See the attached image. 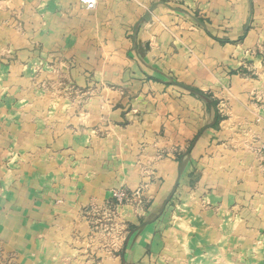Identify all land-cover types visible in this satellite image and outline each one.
Segmentation results:
<instances>
[{"label": "crops", "instance_id": "obj_1", "mask_svg": "<svg viewBox=\"0 0 264 264\" xmlns=\"http://www.w3.org/2000/svg\"><path fill=\"white\" fill-rule=\"evenodd\" d=\"M7 1L0 0V5ZM177 1L189 10L198 11L208 28L195 29L189 43L176 44L179 50L182 47L192 50L193 58L180 54L168 61L154 60L150 56L155 49L151 39L159 33L170 41V33L161 28V31L155 28L148 32L146 25L138 30L149 12L164 18L165 23L173 16L159 4L161 0H98L93 9H87L80 0H11L16 8L23 2L34 3L38 9L48 4L49 10L44 14L38 11L28 17L48 18L47 26L42 27V21L30 28L25 27L28 24L25 13L16 15L23 20L24 27L13 28L11 24L8 26L11 10H0V49L5 52L2 54L8 57V62L10 55L15 58L10 62L11 66L6 67V72L3 70L0 92L5 91L2 89L3 85L5 88V79L13 78L12 73H8L10 67L30 66L35 62L46 65L49 62L65 68L61 72L65 81L80 88L96 84L98 88L103 87L102 93L107 99L113 97L114 103L121 100L119 105H113V111H110V105L107 110H102V106H97L98 110H84L81 118L73 117L68 125L56 110L58 117L53 118L56 122L44 133L46 142L42 145L37 141L43 126L37 124L36 129L35 121L29 130L28 140L32 142L27 149L24 146L25 134L17 133L15 139L9 135L11 113L0 110V248L5 250V255L16 252L18 261L33 259L29 264H59L61 254L50 248H58L74 234L85 232L83 218L78 216L80 208L92 201H103L110 195L111 186L126 185L131 189V186L144 181L155 204L159 198L169 194L166 187L170 188L176 179L177 195L180 192L179 198L184 200L191 172L202 168L206 153L221 147L226 156L225 160H220L229 161L232 157L233 149L221 144L215 146V142L221 139L228 142L229 138H234L232 128L236 121L232 115L207 124L203 120L198 126L183 124L178 134L183 141L175 154L173 144H169L172 135L169 137L168 127L164 131L165 137L155 133L160 132L158 125L166 121L165 117H154L148 122L146 119L152 115L144 110L151 113L163 110V115L168 114L167 118L183 116V110H210L206 93H224L225 97H221L225 100L222 103L225 110L229 113L245 110L248 117L246 128L250 132L254 128L261 129L258 134H253L256 139L250 142V146L259 149L264 143V125L260 127L259 123L250 120L257 112L264 117V0ZM216 35H226L225 40L239 35L242 41L231 44L219 38L220 43ZM138 38L142 41L141 51L147 52L146 64L151 68L139 65L136 63L138 56L131 55L139 48L136 46ZM164 44L162 50H173L170 42ZM3 63L0 66L4 67ZM244 67L248 72L241 74L239 71ZM44 75L41 79L46 77ZM167 75L176 81L166 79ZM17 78L20 79L19 74ZM129 86L132 87L131 100L121 98L124 88ZM150 100H159L161 105L155 108ZM213 110L216 113L217 109ZM220 110H223L222 106ZM60 111L67 115L70 110ZM13 113L23 121L18 129L26 126L27 113L21 110ZM50 113L54 115L55 112ZM124 120L127 121L125 128L120 124ZM101 135L106 139L100 138ZM115 139H122L123 144L126 141L130 145L129 155L127 152L114 153L117 148L113 143ZM41 146H49L45 149L50 151L46 157L36 154ZM159 149H165L167 156L159 158L156 172L152 171L156 173L157 183L149 184L152 174L137 164H152L153 167L151 153ZM24 150L29 152L23 153ZM138 150L141 155L136 153ZM25 154H28L27 158ZM248 157V167L240 174L233 173L234 165L229 161L232 166L224 176L229 181L228 188L224 190L216 186V193L225 194L227 203L223 205L226 206L225 214L218 216L214 212L209 215L211 234L208 248L196 249L201 246L195 244L196 248L185 258L199 260V264H264V152L258 155L249 151ZM243 163L244 168L247 164ZM200 177L202 184L214 186L211 176L206 178L203 173ZM178 179L181 180L179 183ZM223 206L220 204V209ZM160 219L145 217L142 228L146 229L133 241L130 239L133 234L130 235L129 249L121 255L107 254L102 261L105 264H127L135 260L147 264L149 255L153 253L152 246L159 242L156 228ZM235 221L238 223L236 230ZM129 222L137 225L139 218L134 215ZM171 238L170 233L169 241ZM165 245L173 248L174 244L169 242Z\"/></svg>", "mask_w": 264, "mask_h": 264}, {"label": "rangeland", "instance_id": "obj_2", "mask_svg": "<svg viewBox=\"0 0 264 264\" xmlns=\"http://www.w3.org/2000/svg\"><path fill=\"white\" fill-rule=\"evenodd\" d=\"M10 1L11 0H8V3L6 2L3 6L0 5V10H11V22L9 21L8 26L13 25L14 28L20 25L21 27H24V25L22 24L23 20L19 19L16 16L18 15V13L26 14L25 20H27L28 24H25V27L30 28L36 22L38 24H41L42 21V27L47 26V23L49 22L48 18L40 20L28 17L29 15L37 14L38 11H41L42 14H44L45 11L49 10L48 4L43 5L38 9L37 5L34 3L27 4L23 2L20 4L21 6L19 8H16L12 6L13 4H11ZM159 4H161L163 8L165 7L166 9H168L173 16L167 18L165 23L164 18H161L160 16L149 12L147 16L148 18L145 21L146 23L144 22L143 25H139L138 30L140 28L143 29L145 25L148 26V32L155 28H158V31L163 30L164 32L170 33L172 40L169 41V39L167 38L164 39L162 35L157 33V35L151 39V43L153 44V46H155V49L150 56L154 57V60L158 61H168L169 59L174 60L180 54H183L184 56L189 55V58H193L194 56L191 57V55L193 54L192 50H189L188 47H182L179 50L177 49L176 44L189 43V41L192 40L191 35L193 32H195V29L199 30L198 28L201 27L206 30L208 26L204 22V18L199 15L198 11L194 12L192 11V9L189 10L188 7H183V3L178 2L177 0H161V3ZM246 30L247 29H245V32ZM238 36L236 38L232 37L231 40H225L223 38H226V35H216L218 39L222 38V40H225L226 42L231 44L241 43L242 38L241 36ZM219 41L220 43L222 42L221 39H219ZM167 42H170L173 50H162V47L165 46L164 43ZM141 44L142 41L138 38L136 46H139V48L135 52L133 51V54L131 55L138 56V62L136 63H139V65L143 66L144 68H151L152 66L146 64L145 56L147 52L145 53L144 50L141 51ZM2 53L5 52H2V50L0 49V65L5 62L3 63L4 67L0 66V83L2 82V76L4 73L3 70L5 69L6 72V67L11 66L10 62L13 60L15 61L13 55H10V62H8V57L6 55H3ZM249 53L250 52L246 54ZM45 61L46 60L44 59L43 62ZM246 63L250 62L247 61ZM247 67H244L245 69H243L245 72L243 70H240L239 72L241 74L247 73ZM9 70L10 71L8 73L11 72V77L13 78L10 80L5 79V88L3 87L4 85L2 86V89L5 91L0 93H5V95H0V110H6L7 113H11V115L9 116V123L11 125V129L8 131L9 135H12V138L15 139L18 137L17 133H20L23 136L25 134L24 142L26 143V145L24 146L26 147V149L27 147H29V143L32 142L28 140V135L29 130H32L35 121L36 129H38L37 124H39L40 126L41 123L43 126L41 136L39 137V139H37V141L42 145L46 142L45 140L47 139H45L44 133L47 130L52 129L53 124L56 122L53 121V118L58 117L56 110H58L60 119L65 122V125H68L73 117L77 118L78 116L81 118V112H83L84 110L85 112H87V110H98L97 106H102L100 107L102 110H107L108 106L110 105V111H113V105H119L121 102L120 100L114 103V98H110L107 94L109 97L108 101L107 97H105L104 93H102L103 87L98 88L96 84H91L89 86L80 88L79 86H76L75 84H72L67 80L65 81L66 78L61 76V72H63L62 70H65V68L59 67L57 65L54 66L49 62H47L46 65L35 62L30 66H15L10 67ZM59 72L61 77L59 76ZM41 73H43L42 75L46 74V77L44 79H41ZM18 74L20 75V79L17 78ZM56 74L58 75V77L55 78ZM168 78H170L169 80L171 81H176V78H172L171 76L169 77L167 75L166 79ZM179 83L181 82L179 81ZM131 88V86H129V88L127 89L124 88L123 93L121 94V98H129L131 100ZM0 91L2 90L0 89ZM221 96L225 97L224 93L218 92L216 93V95H214L213 93H206L205 97L207 98V100H210V103L208 102L210 110H204V108L203 110H183V116H173L172 118H167L168 114L163 115V110H154L153 113H151L152 111L144 110L146 112H150V115H152L151 117H148L146 121L148 120L149 122L153 120L154 117H156L157 119L158 116L165 117L166 121L164 120L163 123H159L158 125L160 127V132L155 133L160 136H164V131L168 127L167 131L169 132V137L172 135L169 144H173L175 148L174 153L176 154L181 148L180 145L183 141V138L180 139L178 137L179 130L183 126V124L188 127V125L198 126L203 120L206 124L215 122L217 118L215 115V110L213 109H217L218 111V114L220 116L218 121L226 116L232 115V119L236 121V124H234L232 128L234 138H229L228 142L225 139H221L220 141L215 142V146L221 144L225 148L228 147L233 149V152L230 150V152H232V157H230L228 160L231 161V163H233L234 165L233 173L240 174V172H243L248 167L249 157L247 158V154L249 153V151H251V153L255 152V154L258 155L264 152V143L260 145L259 149H253L252 146H250V142L256 139L255 137H253V134H258L261 129L254 128L250 132L248 127L246 128L245 125L246 119H248L245 110H234L232 113H229V110H225L222 105L225 100ZM202 97H204V95ZM206 98L204 99L206 100ZM203 100L201 101L204 102ZM150 102L151 105L152 103L154 104L153 106L155 108H157L158 104L159 106L161 105V101L159 100L155 102H153V100H150ZM98 103H102V105ZM221 106L223 109L222 111L220 110ZM15 110H21L27 113L26 126L24 125L21 129L18 128L20 124L23 123V121L18 118L17 114L15 115L13 113ZM60 110H63V112L64 110L70 111L67 115H62L63 113H61ZM51 111L55 112L54 115H51ZM121 111L127 112L130 110ZM76 118H74V120H76ZM250 120H254V123H259L260 127L264 125V117L262 113L257 112V115H253ZM29 121H31V124H28ZM59 123H61V121H59ZM111 123L113 125L115 124L114 122ZM126 123L127 121L125 120L124 122L120 121V124L123 128L126 127ZM167 123L168 125H166ZM59 134L60 132H58L57 136H59ZM104 135L107 134L105 133ZM100 138L106 139V137L103 135H101ZM121 140L122 139L114 140L113 143L117 145L114 153L117 155V153L119 154L127 152V154L129 155L128 150L131 149L130 145L126 141L125 144H123ZM105 141L106 140H104L103 142ZM48 147L49 146L38 147L40 148V150L36 151V154L40 155L41 157H46V155L50 152L45 150ZM164 148L166 149L167 147ZM165 149H159L157 151L154 150L153 153H151L153 154L151 155V157H153V167H151L152 164H137L138 166H141L140 169H147L148 171H150V174H152L149 184L157 183V177L155 175L156 173H153L152 171L156 172L155 168L158 159L167 156V152L165 151ZM220 149H214L213 152L206 153V156H204L205 163L201 165L202 168H197L196 170H193L191 172L190 186H185L186 191L184 192V200L179 198L180 192L177 195L178 184L176 182V179H174L170 188L166 187L169 194L164 196L163 198H159L155 202V204L153 202L154 199L151 192L149 191V189H147V184L144 181H141L139 182V184L131 186V189L126 185L111 186L109 190L110 195L103 201H92L91 203L81 207L78 216L83 218L85 232H81V234H74L72 238L69 237L68 240L64 241L66 244H62L58 248H50V250L52 251L56 249L55 252L61 254L59 264H105L102 261L105 255H121V252L125 253L128 248L127 243L130 235L133 234V236H131L132 238H130L133 241L139 234L144 232L146 228H142V226L145 217H147V219L155 220H158L161 217L156 228L158 233L157 240L159 242L155 243L152 246L153 253L149 255L150 258L148 259L147 264H199V260L185 258V256L190 251H193L196 248L195 244L198 245V247L199 245L201 246V248L196 249L205 250L208 248L210 242L209 237L211 234V232L209 233V215L214 212L217 213L218 216L220 213L225 214L226 206L224 207L223 205H225L224 203H227V200L225 194L219 195L216 193V186L225 188L224 190L228 188L229 181L225 180L224 176L229 169V166H232V164H230L229 161H222L225 160L224 156L226 155L224 153L225 151L222 152L223 148L220 147ZM28 152V150H24L23 153ZM136 153L140 155L142 154V152L139 153V150ZM136 153H134V155ZM216 153L217 155L215 157ZM30 155H33V153H31ZM213 155L214 157H212ZM25 156L27 158L28 154H25ZM240 161H242V163H240ZM243 162H246L245 164H247V166L245 165L244 168L242 166L244 165ZM235 168L237 169V171L235 170ZM203 173L206 178L209 176L213 178L214 182H211L214 183L212 184L214 185L213 187H209L206 183L202 184V182L200 181V176ZM197 180L198 182H196ZM179 181L181 180L178 179V183ZM201 189H203L202 192H200ZM122 192L126 193V195H120V193ZM220 204H222L223 209H220ZM153 205L157 207H155L154 210H151L154 207ZM218 208L220 210L215 211L216 209L218 210ZM134 215L139 218V223L137 225L131 224L129 222L130 218H132ZM232 215L235 216V214ZM230 217H228V219L231 220ZM237 219V221H240V218ZM237 221H235L234 223L235 230L236 228H238ZM167 225L170 227L169 231V227L167 228ZM240 232L241 231H239V233ZM170 233L172 237L171 241H169ZM166 242H171L172 244H174L173 248H171V245H165L168 244ZM218 244L221 243L218 242ZM58 250H60V252ZM15 255L16 252H9L5 255V250L0 248V264L33 263V259H26V261L23 262L18 261L16 260ZM56 255L58 254H55V256ZM57 261L58 260H56L55 262ZM205 263L210 264V262ZM127 264L140 263L138 261L135 262V260H131L128 261ZM144 264H146V262Z\"/></svg>", "mask_w": 264, "mask_h": 264}, {"label": "built area", "instance_id": "obj_3", "mask_svg": "<svg viewBox=\"0 0 264 264\" xmlns=\"http://www.w3.org/2000/svg\"><path fill=\"white\" fill-rule=\"evenodd\" d=\"M87 9H93L96 7L98 0H80ZM120 195L125 196L126 193L122 192Z\"/></svg>", "mask_w": 264, "mask_h": 264}, {"label": "trees", "instance_id": "obj_4", "mask_svg": "<svg viewBox=\"0 0 264 264\" xmlns=\"http://www.w3.org/2000/svg\"><path fill=\"white\" fill-rule=\"evenodd\" d=\"M215 115H216V118H217L216 121H218L219 118H220V116H219V114H218V111H216Z\"/></svg>", "mask_w": 264, "mask_h": 264}]
</instances>
